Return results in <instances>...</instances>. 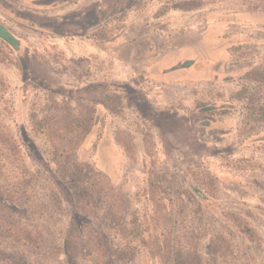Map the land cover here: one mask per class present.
<instances>
[{"label":"rangeland","instance_id":"374dc122","mask_svg":"<svg viewBox=\"0 0 264 264\" xmlns=\"http://www.w3.org/2000/svg\"><path fill=\"white\" fill-rule=\"evenodd\" d=\"M67 2L0 0V26L16 40H0V123L33 174L29 203L15 211L46 241V253L55 249L50 259L0 239V264H84L62 249L66 232L85 222L74 211L72 185L29 121L32 113L44 117L53 101L78 100L96 105L97 123L77 157L110 178L129 213L149 214L153 169L175 213L185 206L177 229L225 233L236 249L248 247L264 261V0H113L102 22L120 29L99 40L100 56L75 62L67 56L77 42L71 34L85 30L59 25L56 17L96 9L97 2ZM111 93L121 97L119 115L100 103ZM118 132L129 139L119 137L120 144ZM128 142L133 159L124 150ZM243 209L253 215L259 244L242 245L229 233V216ZM128 264L169 263L139 249Z\"/></svg>","mask_w":264,"mask_h":264},{"label":"trees","instance_id":"16d2710c","mask_svg":"<svg viewBox=\"0 0 264 264\" xmlns=\"http://www.w3.org/2000/svg\"><path fill=\"white\" fill-rule=\"evenodd\" d=\"M112 1L101 2L102 14L111 7ZM108 26L104 22L91 36L104 40L120 29L112 30ZM0 40L8 45L16 44L2 26ZM100 103L116 115L121 113V97L116 93L107 95ZM29 121L31 130L44 136L56 170L72 185L74 211L85 219L82 225L74 224L66 232L62 246L65 255L80 258L84 264H128L133 253L140 249L150 259L169 264H264V261H256L248 247L236 249L225 233L204 236L197 229L187 232L177 229L175 222L183 220L185 206L180 205V210L175 213L173 203L165 196L153 169L148 170L146 182L149 214L141 219L139 215L129 213L126 196L110 178L77 157L78 150L96 126L95 104L78 100L62 105L53 101L44 117L32 113ZM123 136L129 139L118 132L115 140L121 144ZM130 144L128 142L124 150L133 159ZM204 181L212 186L211 177ZM32 187L33 174L25 165L21 148L0 123V239L26 245L51 259L55 249L46 253V241L15 211L28 205ZM252 217L249 209L229 216V233L241 240L242 245L261 242L249 223ZM101 224L109 227L117 245L107 239Z\"/></svg>","mask_w":264,"mask_h":264},{"label":"crops","instance_id":"0c3cea01","mask_svg":"<svg viewBox=\"0 0 264 264\" xmlns=\"http://www.w3.org/2000/svg\"><path fill=\"white\" fill-rule=\"evenodd\" d=\"M94 1L97 2L96 9L95 8L93 9L92 7H87V8H84L83 10H80L77 14H74V12L71 14H68L69 12H67V14L58 15L56 17L57 18L56 20H58L59 25H78L80 26V29L82 28L85 30L80 35H77L75 33L71 34V38H76V41H77L73 43V46L70 48V50L67 51L68 59L71 62L78 61L79 59H83V60L89 59L90 60L93 57H95V54H97L98 56H100L101 54L100 50L97 49L98 48L97 43L101 41L96 40L94 37H91V34L98 26L104 23V21L102 22V18H103L102 13L100 12V5L103 0H94ZM79 2H81V0H77L75 2L77 4L74 3V0H68V2L65 3L64 5H67L68 3L71 5L72 4L78 5ZM79 7L81 8L83 6H79ZM86 19L89 20L88 27H86L85 25ZM124 35L125 34H123L122 36ZM78 42H80L81 45L80 44L78 45L77 44ZM134 54L135 53H133V50H132L130 54L131 59L135 57ZM115 59L119 60L118 57H115Z\"/></svg>","mask_w":264,"mask_h":264}]
</instances>
